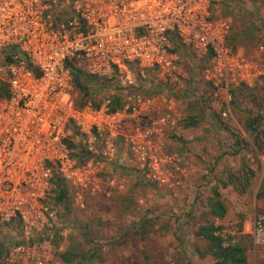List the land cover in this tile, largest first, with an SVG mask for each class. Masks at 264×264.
<instances>
[{
  "label": "built area",
  "instance_id": "built-area-1",
  "mask_svg": "<svg viewBox=\"0 0 264 264\" xmlns=\"http://www.w3.org/2000/svg\"><path fill=\"white\" fill-rule=\"evenodd\" d=\"M214 1L0 0V53L9 56V94L0 98V230L15 222L25 229L24 239L2 242L0 264H63L50 244L29 237L43 225L54 175L70 183L81 207L83 193L102 190L89 164L71 157L65 142L71 127L83 148L103 161L114 160L123 143L127 160L156 185L169 181L168 167L181 170L180 157L167 152L181 117L174 98L135 93L114 110L108 97L76 106L67 62L108 81L94 87L106 91L116 73L126 85L129 64L164 74L177 70L175 38L182 51L209 55L213 99L228 102V85L246 80L249 63L226 43L228 25L211 18ZM263 227L258 216L256 237Z\"/></svg>",
  "mask_w": 264,
  "mask_h": 264
},
{
  "label": "rangeland",
  "instance_id": "rangeland-1",
  "mask_svg": "<svg viewBox=\"0 0 264 264\" xmlns=\"http://www.w3.org/2000/svg\"><path fill=\"white\" fill-rule=\"evenodd\" d=\"M210 14L228 25L226 43L249 63L246 80L228 85V102L214 101L206 79L209 59L190 48L177 51L178 68L171 74L129 64L122 75L126 85L116 73L110 89L92 94L96 102L115 95L126 103L135 93L174 98L181 117L167 152L180 157L181 170L168 167L169 181L156 185L127 160L123 143L110 162L95 155L80 163L79 150L70 149L76 164L95 171L102 190L83 193L81 207L63 179L68 212L55 199L53 179L43 225L30 238L50 244L58 255L67 252L73 264H214L196 234L213 222L226 244L244 247L247 264H264V227L261 237L253 233L255 220L264 216V199L258 197L264 181V0H216ZM7 60L0 53V84H6ZM69 138L77 140L72 128ZM244 167L254 175L240 192L228 176ZM214 188L226 207L222 218L208 212ZM24 232L20 222L12 223L0 230V243L24 239Z\"/></svg>",
  "mask_w": 264,
  "mask_h": 264
},
{
  "label": "trees",
  "instance_id": "trees-1",
  "mask_svg": "<svg viewBox=\"0 0 264 264\" xmlns=\"http://www.w3.org/2000/svg\"><path fill=\"white\" fill-rule=\"evenodd\" d=\"M173 50L178 51L181 50L180 43L177 42V39L173 38ZM207 55L206 57H208ZM7 59L9 56L7 55ZM68 70L72 79L73 90L72 93L74 95V103L76 106L85 105L87 102L91 101L93 105H98L92 94L95 89V78L91 75L86 74L80 67L74 65L72 62H67ZM9 94L7 84H0V98L5 97ZM111 108L114 110L115 108L122 107L124 103L121 99L115 95L111 96ZM197 120H193L190 125H195ZM251 128L252 125H250ZM74 130L75 135L77 136V131L74 127H71ZM254 131L255 129H250ZM68 147L73 150L77 149L80 152L79 161L80 163H84L91 156V153L87 152L85 148H83L81 142L74 141L73 139H65ZM254 172L248 167H244L240 172L238 171L237 175L230 174L228 176L229 183L234 186V188L238 191H244L245 188L249 184V180L253 177ZM55 182V199L58 202L64 203V206L68 212H70V208L67 205L66 201L68 199V187L64 180L54 175ZM222 185H226L222 183ZM258 197L264 199V181L261 186V190L258 193ZM208 212L211 216L222 218L226 213V207L220 198L219 191L217 188L213 189V196L208 199ZM220 227L214 225L213 222L200 225L196 231V234L199 238H201L206 243V252L214 259V264H247V259L245 256V249L240 244H226L221 234L219 233ZM3 244L0 243V246ZM60 259L63 264H73L72 257L67 253L59 254Z\"/></svg>",
  "mask_w": 264,
  "mask_h": 264
}]
</instances>
